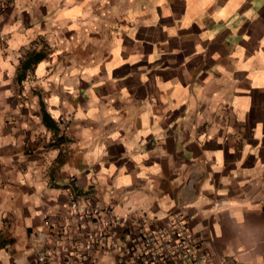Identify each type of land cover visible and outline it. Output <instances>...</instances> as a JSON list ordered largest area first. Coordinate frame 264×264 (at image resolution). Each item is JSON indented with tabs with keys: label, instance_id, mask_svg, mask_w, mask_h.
Listing matches in <instances>:
<instances>
[{
	"label": "crops",
	"instance_id": "crops-1",
	"mask_svg": "<svg viewBox=\"0 0 264 264\" xmlns=\"http://www.w3.org/2000/svg\"><path fill=\"white\" fill-rule=\"evenodd\" d=\"M73 201L264 264V0H0V264Z\"/></svg>",
	"mask_w": 264,
	"mask_h": 264
},
{
	"label": "built area",
	"instance_id": "built-area-1",
	"mask_svg": "<svg viewBox=\"0 0 264 264\" xmlns=\"http://www.w3.org/2000/svg\"><path fill=\"white\" fill-rule=\"evenodd\" d=\"M62 212L68 223L47 215L43 223L65 245L37 253L34 264H93L98 252L113 253L115 264H219L181 214L150 223L143 216L117 215L93 201L70 202Z\"/></svg>",
	"mask_w": 264,
	"mask_h": 264
}]
</instances>
